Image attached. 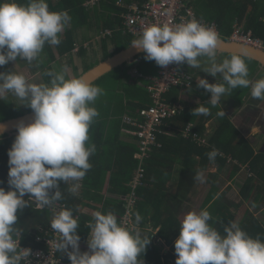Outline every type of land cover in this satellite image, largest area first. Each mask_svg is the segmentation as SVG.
I'll use <instances>...</instances> for the list:
<instances>
[{"label": "clouds", "instance_id": "9594fccd", "mask_svg": "<svg viewBox=\"0 0 264 264\" xmlns=\"http://www.w3.org/2000/svg\"><path fill=\"white\" fill-rule=\"evenodd\" d=\"M70 22L67 11H49L47 0H28L27 4L0 0V66L18 59L29 63L38 60L46 43H61L60 34ZM220 43L214 28L191 19L174 26H147L131 45L161 67L186 62L191 68H200L205 58L203 63L208 66L203 71L224 81L213 84L198 78L197 87L211 93V99L193 109V115L207 116L210 108L205 105L221 104L225 94L238 88L251 87L252 98L264 100V78L251 81L246 60L240 54L218 62ZM66 73L67 68L58 73L49 71L51 80L46 84L29 82L14 71L0 72V100L12 93L19 105L34 112L31 123L17 124L18 134L8 150L10 190L0 187V264H31V249L20 247L18 210L28 207L30 201L40 208L53 207L62 199L60 182H72L69 191L76 193L79 181L92 167L89 160L95 145L87 142L90 126L99 113L91 105L103 90L86 77L66 78ZM193 85L194 81L190 87L181 88ZM216 115L224 117L223 108ZM189 124L194 127V123ZM5 130L6 126L0 124V134ZM218 154L214 149L208 157L215 160ZM229 161L233 162L232 158ZM203 179L202 173L194 175V181ZM26 194L28 200L24 199ZM66 208L54 215L50 227L60 236L55 244L57 251L67 253L71 264H144L139 257L144 256L151 237L139 229L143 218L138 212L131 226L119 222L112 212H95L94 222L87 225L91 230L89 251L81 252L78 219ZM210 220L207 210L186 214L175 241V264H264V241L253 238L235 222L224 228L226 235H221Z\"/></svg>", "mask_w": 264, "mask_h": 264}, {"label": "trees", "instance_id": "16d2710c", "mask_svg": "<svg viewBox=\"0 0 264 264\" xmlns=\"http://www.w3.org/2000/svg\"><path fill=\"white\" fill-rule=\"evenodd\" d=\"M90 1L47 0L49 11H67L71 22L60 34L61 43L59 45L46 43L44 46L47 60L45 63L41 62L40 65L43 68V74H46V78H44L46 84H50L51 80V77L47 75L49 71L58 73L52 63L56 62L59 56L69 57L71 64H74L72 55L79 43L81 44L79 56L86 58L89 55V49L84 45V42H86L87 36L92 33L94 34L92 36L99 35L101 37L103 59L128 47L133 40L138 39V37L124 32L123 14L127 8L119 5V0H97L93 5L89 4ZM126 1L133 2V0ZM17 2L27 4L28 0H17ZM192 4L199 18L218 22L220 33L224 38L230 37L233 24L237 20L245 30H252L255 36L264 39V0H192ZM107 30H111L112 34L104 35ZM80 32L85 34V39L83 38L79 42ZM228 55L231 56V54ZM243 58L246 60L249 69L248 78L251 81L264 78V68L259 62ZM153 62L155 70L150 74L157 73L158 65L154 60ZM97 63L98 61L85 63L84 71L89 70ZM250 64H253V67H249ZM125 65H127L126 68ZM130 65L131 63H126L93 83L94 86L100 87L103 93L91 105L97 109L99 115L94 119L89 129L87 143L95 145V152L89 160L92 167L81 180L79 190L83 197L79 196L78 192L69 191L72 182L64 184L61 181L62 199L56 202L63 203L65 207L75 212L79 224L78 235L80 240H85L91 231L87 225L94 222V218L86 214L84 209L100 208L102 214L112 212L117 216L118 221L122 222L126 214V195L133 190L131 182L137 174V169L143 167L142 184L135 189L142 199L137 202L133 216L135 220V214L138 212L143 218L139 226L145 227L144 223L148 220L152 219L150 221L153 223L156 208L159 206L158 200L164 202L161 197L166 196L167 193H159L170 182L171 173L176 163L183 164L187 170L189 165L198 161L196 156H199L204 167L208 169L207 163L215 161L221 166H225L229 158H232V177L245 165L249 166L252 175L241 189L242 198L239 202L224 199L215 202L218 215H211L209 223L221 235H226L224 228L236 220L235 214L230 211L231 207H239L241 201L252 198L264 187V148L258 149L227 112L224 117L217 116L216 113L221 110L218 104L215 107L205 105L210 108V115H193V109L201 103L208 104L211 99V93L197 87L198 81L195 78L193 87L187 90H190V94L197 97L199 102L189 101L183 88H173L166 95L168 100L181 102L185 105V109L181 113L167 120V123L174 127L175 135L159 134L160 145L152 147L147 156L137 158L135 154L139 151L138 144L136 146L133 142L125 141L122 138L123 129L132 128L131 125L126 124L124 116L135 115L142 108L150 106L152 99L147 89L149 80L142 73H138L137 76L128 75L127 71ZM219 83H224V81ZM227 94L240 105L251 102L249 101L250 97L251 100L253 99L251 87L238 88ZM12 99L11 95H6L3 100H0V121L23 114L20 111L17 112L16 102ZM260 101L264 102V100H258V102ZM28 109L32 110L30 107ZM214 116L218 118V124L211 133L207 144L196 141L193 136H183V130L191 122L194 123L193 133L197 132L204 136L208 130L205 126L206 120ZM17 134L18 130L0 136V181H2L0 187L6 191L10 190L8 150ZM214 149L218 150L219 154L215 160H210L208 153ZM212 176L215 174L211 173L210 177ZM180 187L181 182L178 189ZM105 190L111 194L106 196ZM121 196H125L124 199ZM172 196L174 197L171 199L167 196L163 208L174 212L179 208L180 201L175 199V195ZM24 199L28 200L29 195L26 194ZM55 214L51 207L40 208L33 201H30L28 207L18 210L16 227L21 231V244L33 248H46L44 243L38 241L36 237L45 236V231L51 228V220ZM174 221L177 225L181 224L176 217L168 218L162 223V228L158 232V236L167 239L169 244H173L180 235V228L170 234L171 230L177 226L173 223ZM153 225L157 226V223L154 222ZM239 226L253 238L258 237L264 241V224L254 219L252 214L247 213ZM146 234L149 238L151 237V243L147 246L144 256L141 254L139 259L146 260L144 264H175L177 259L175 245L170 251L163 252L162 246L155 242L151 233ZM59 255L62 253L59 252ZM22 264L25 263L22 262Z\"/></svg>", "mask_w": 264, "mask_h": 264}, {"label": "crops", "instance_id": "0c3cea01", "mask_svg": "<svg viewBox=\"0 0 264 264\" xmlns=\"http://www.w3.org/2000/svg\"><path fill=\"white\" fill-rule=\"evenodd\" d=\"M96 1L97 0H91L89 3L90 5H93L94 3H96ZM79 34H80L79 36L80 37L79 42H80V40H82L83 38L85 39V34H82L81 32ZM92 35L94 34L92 33L90 36H87L86 42H84V45L89 49V55L86 58H82L79 56V49L81 46V44L79 43L78 46L73 51V55H72V60L74 64H71L69 57L63 58L59 56V58H57V61L61 60L62 63L57 67L54 64L55 62H53V65H55V69L58 71L59 68V70L61 71L67 68L66 78L78 77L83 72H85L84 71L85 63H91L93 61H98V62L101 61L103 59L101 42L99 41L100 43L99 50H95L96 49L95 43H97L96 40L98 39L97 38L98 36L97 35L92 36ZM92 40L94 41L91 43H94L95 48L92 47L91 43L89 44V42ZM217 59L220 61L219 55H217ZM133 63L136 62H131V64ZM133 71H135V67ZM157 71H158V67H157ZM156 74H146V75L151 76ZM220 78L221 77L218 76V78L215 79L213 84L216 82L217 83L221 82L222 80H220ZM33 79H37V81L39 80L41 83H45L42 77V71L35 73ZM183 90L188 96L189 101H192L194 103L199 102L197 101L198 99L197 97H194L192 94H190L191 93L190 90H187L185 88H183ZM250 100L251 97L249 98V101ZM248 103L249 104L255 103L254 107L256 106V108L258 109L255 110V112H259V114L258 113L255 114L253 118L251 117L249 125L247 121L250 117L242 113L241 114L239 113V110H241L240 107L243 104L240 105L230 95L225 94V96L221 100V104H218V106L220 109L223 108L224 112H227V114L231 116L232 120L236 121L237 125H239V127H241L244 130L246 137L249 140H251V142L255 143V145L257 144L256 146L258 149H262L264 148V131L258 129L260 125H262V127L264 126V123L261 124V121H263L261 119L263 114L262 113L263 110L261 107L262 104L258 102H248ZM243 110H247V107H245V109ZM245 113L247 112L245 111ZM217 121L218 118L216 116H214L213 118H208L206 120L205 126H207L208 130L205 133V136H207L208 138L210 137L211 133L215 130L216 125L218 124ZM243 127H246V129H244ZM123 130H124V133L122 135L123 140L133 142L137 146L138 144L137 138L133 134L128 132V129L124 128ZM222 155L224 156V154ZM196 157L198 161L189 165L188 166L189 168L187 170H185L186 167L183 164L176 163L173 168V172L171 173L170 182L163 187L164 189L160 190L159 194H161L162 192H166L167 194L166 196L161 197L164 199V202L158 200L159 206L156 208V216L153 220V223L154 222L157 223V226H154L152 221H150L152 219H150L146 223H144L145 227L142 226L139 227V229L142 232L151 233L152 238L155 240V242L159 243L162 246L163 252L170 251L172 249V246L175 245V242L173 244H169L167 239L158 236V232L163 225L162 223L166 219L168 218L174 219V217H176V219L182 222L186 214L193 211L199 212L201 210H207L209 211L210 215L217 216L218 211L215 208V202H217L219 199L239 202L240 199L242 198L241 189L248 180V178L252 175L249 166L245 165L242 166L239 172L232 177L231 176L232 173L231 168L233 167L232 161H227V164L225 166H221L218 162L213 161L211 163H207L209 166L208 169H206L199 156ZM197 173L203 174L204 177L203 182H201L200 180L194 181V175ZM211 173H214L215 176L210 177ZM180 182H181V187L180 189H178ZM79 184L81 185V181H79ZM215 185L216 188H214ZM107 188H108V183H107ZM105 192H106V196L111 194L106 190ZM128 194L126 196H128ZM172 195H175L176 196L175 199L180 201L179 208L174 211L175 213L172 212V210L168 209L169 211H167L163 208L167 196H169V199H171L174 197ZM121 197L124 199L125 196H121ZM141 199L142 198L140 196L138 201ZM126 203H127V198L125 199V204ZM239 205H240L239 207H231L230 209V211L235 214L236 217L235 223H237L238 225L241 224L248 213L250 215L252 214V216H254V219L260 221L261 224H264V187L262 188V190L257 192L252 198L244 199L243 201H241ZM84 211L86 214H89L90 216L94 217V213L100 211V208H85ZM173 223L176 224L175 221ZM179 228L180 225H177L171 230L170 234L178 231ZM88 238L89 235L85 240L79 241L81 252L89 251ZM71 250H72L71 247H69V251ZM62 257L64 258L65 261L71 262L67 256V253L64 254L62 253ZM144 263H146V260H144Z\"/></svg>", "mask_w": 264, "mask_h": 264}, {"label": "built area", "instance_id": "2783aa9c", "mask_svg": "<svg viewBox=\"0 0 264 264\" xmlns=\"http://www.w3.org/2000/svg\"><path fill=\"white\" fill-rule=\"evenodd\" d=\"M118 4L127 8V11L123 14L124 32L138 38L142 35V30L147 26L153 24L174 26L191 19H196L203 25L214 28L218 36H222L216 20L198 17L192 0H133L131 3L126 0H119ZM111 34V30H107L104 33V35ZM227 39L264 49V39L255 36L252 30H245L237 20L234 22L232 33ZM143 60H146L144 52L135 58L136 62ZM187 67L188 64L186 62L181 64L173 63L167 67L158 66L157 74L147 77L149 79L147 89L151 95L152 104L142 108L135 115L124 116L126 124L132 126V128L128 129V132L133 134L138 140L139 151L135 154L137 158L147 156L152 147L160 145L158 141L159 134L175 135L174 127L169 125L167 120L181 113L184 110V105L181 102L169 101L166 95L175 87H190L192 85L194 75L188 71ZM183 136H193L198 142L208 143L207 136L203 137L197 132L193 133L192 124H189L183 130ZM142 176L143 167H139L136 176L131 182L133 190L126 196V214L122 219V223L127 226H131L135 222L133 211L139 199L135 189L142 184ZM64 208L65 205L61 202H56L51 207L55 213ZM36 239L42 241L46 248L23 246L20 240V247L31 249L32 256L28 258L31 264H71V262H65L62 255H59L55 244L59 241L60 236L53 229L46 230L45 236H37ZM24 263L26 264V262Z\"/></svg>", "mask_w": 264, "mask_h": 264}, {"label": "water", "instance_id": "95a60500", "mask_svg": "<svg viewBox=\"0 0 264 264\" xmlns=\"http://www.w3.org/2000/svg\"><path fill=\"white\" fill-rule=\"evenodd\" d=\"M219 39L221 43L218 49V53H225L231 55L240 54L242 57L250 58L259 62L261 66L264 68V49H261L254 45H249L246 43L234 41L232 39H227L222 36H219ZM140 53H142V51L138 50L137 48H135L133 45L130 44L128 47L118 51L117 53L105 59H102L96 65L91 67L89 70L83 72L79 77H86L93 84L98 79L108 74L109 72L113 71L114 69L126 63H131ZM33 120H34V112L33 110H30L16 117L0 121V124L6 126V130L3 131V133L0 134V136L16 131L17 130L16 126L20 121H24L25 123H31ZM73 217H76L74 211H73Z\"/></svg>", "mask_w": 264, "mask_h": 264}, {"label": "rangeland", "instance_id": "374dc122", "mask_svg": "<svg viewBox=\"0 0 264 264\" xmlns=\"http://www.w3.org/2000/svg\"><path fill=\"white\" fill-rule=\"evenodd\" d=\"M84 30H86V29H84ZM97 38H98L96 40L97 43H95V45H96V49L95 50H99V47H100L99 46V44H100L99 41H100L101 37L98 35ZM93 41L94 40L90 41L89 44L91 42H93ZM91 44H92V47L95 48L94 43H91ZM5 51H6V49H5ZM45 51L46 50L43 48V51L40 54V57L38 58V60H34L31 63H29L26 60L18 59L17 61H11V62H9L8 64H6L4 66H0V72H12V71H14L16 73H20V74L25 75L26 78L29 80V82L41 83L39 80L37 81V79H33V78H34V74L39 72V71H42L43 80H44V78H46V74H43L44 71H43V68L40 65L41 62L45 63L46 60H47V54H46ZM217 55H219L220 61H222L224 58H230L231 57L230 55L225 54V53H217ZM203 59H205V58H202V64H201L200 68H191L188 65V67H187L188 71L191 72L195 76L197 81H198V78H204V79H207L208 81H210L209 83H213L215 81V79L218 78L219 75L217 77H213L209 73L204 72L203 68L208 66V65L203 63ZM218 62H219V60H218ZM61 63H62L61 60H59V61L56 60V62L54 64L58 67V65H61ZM131 65L128 68L127 74L128 75L131 74L132 76H137L138 73H142L144 75L150 74V73H152L155 70V63L153 61L144 60V61H141V62H138V63L137 62L133 63ZM126 67H127V65H125V68ZM134 67H135V71H133ZM249 67H253V64H250ZM58 71L61 72L62 70L60 71L59 68H58ZM123 82H124V80H123ZM253 82H255V80ZM109 83H112V82L109 81ZM203 90H205V89H203ZM7 95H11L12 98H13L12 100L16 102V109L18 110L17 112L20 111L21 113H25V112L29 111V109H28L29 107L28 106L19 105L21 102L12 93H8ZM250 101L251 102H258V100L254 99V98L252 100H250ZM258 103L262 104L261 107H262V110H263V112H262L263 114L261 113L262 114L261 119L263 121H261V124H263L264 123V102L260 101ZM248 104L249 103H246L245 105H242L240 107L241 110H239V113L240 114L242 113V114L250 117L248 119L249 122L246 120L248 125H249L251 117L253 118V116H255V114H257V113L259 114V112H255V110H258L256 108V106L254 107L255 103L249 104V105ZM245 107H247V110H243V109H245ZM245 111L247 113H245ZM258 129H260L261 131H264V126L262 127V125H260L258 127ZM78 195L83 197V194L80 193V190L78 191Z\"/></svg>", "mask_w": 264, "mask_h": 264}]
</instances>
